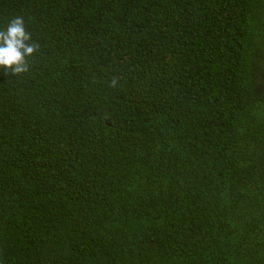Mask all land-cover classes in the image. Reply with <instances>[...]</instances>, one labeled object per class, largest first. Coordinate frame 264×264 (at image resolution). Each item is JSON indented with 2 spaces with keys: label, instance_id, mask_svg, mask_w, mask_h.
I'll use <instances>...</instances> for the list:
<instances>
[{
  "label": "trees",
  "instance_id": "trees-1",
  "mask_svg": "<svg viewBox=\"0 0 264 264\" xmlns=\"http://www.w3.org/2000/svg\"><path fill=\"white\" fill-rule=\"evenodd\" d=\"M16 16L40 47L0 69V264H264V0Z\"/></svg>",
  "mask_w": 264,
  "mask_h": 264
},
{
  "label": "clouds",
  "instance_id": "clouds-1",
  "mask_svg": "<svg viewBox=\"0 0 264 264\" xmlns=\"http://www.w3.org/2000/svg\"><path fill=\"white\" fill-rule=\"evenodd\" d=\"M39 47L24 17H14L6 27L0 26V69L10 75L28 72L29 58ZM111 84L116 86L117 81L113 79Z\"/></svg>",
  "mask_w": 264,
  "mask_h": 264
}]
</instances>
